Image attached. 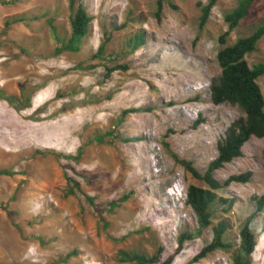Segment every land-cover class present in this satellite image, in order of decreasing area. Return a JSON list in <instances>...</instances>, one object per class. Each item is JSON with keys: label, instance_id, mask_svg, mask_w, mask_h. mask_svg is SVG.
Instances as JSON below:
<instances>
[{"label": "rangeland", "instance_id": "1", "mask_svg": "<svg viewBox=\"0 0 264 264\" xmlns=\"http://www.w3.org/2000/svg\"><path fill=\"white\" fill-rule=\"evenodd\" d=\"M208 1L161 0L158 16L159 0H83L93 16L88 37L79 51L55 54L53 29L71 33L69 0H0V88L18 94L20 83L43 85L23 111L0 99V264H136L125 256L162 249L153 263L161 264L182 233L192 238L171 264H231L224 250L192 262L213 232L198 225L186 192L207 185L171 154L205 171L244 116L238 106L215 104L211 89L221 75L224 17L240 0H218L200 26L199 3ZM15 16L24 20L7 27ZM262 24L264 0H255L227 44ZM137 33L144 41L127 48ZM102 42L103 56L94 57ZM246 59L264 62V36ZM258 82L264 93V75ZM129 109L137 111L123 114ZM263 148L252 136L215 172L221 182L252 173L217 191L234 203L219 201L214 223L225 218L237 245L264 196ZM251 227V264H264V212Z\"/></svg>", "mask_w": 264, "mask_h": 264}, {"label": "trees", "instance_id": "2", "mask_svg": "<svg viewBox=\"0 0 264 264\" xmlns=\"http://www.w3.org/2000/svg\"><path fill=\"white\" fill-rule=\"evenodd\" d=\"M19 0H2L3 4H14ZM218 0H209L207 4L202 5V15L200 18V26H204L210 16L211 9L217 4ZM255 0H240L238 6L225 15V20L229 25V29L220 36V42L225 44L218 53L217 60L221 67V75L215 82L212 89V101L215 104L224 102L238 106L244 113L236 121L231 123L227 129L226 136L218 143V154L207 166L205 171L198 170L191 161L181 159L177 154L171 153L174 159L182 164L193 177L202 180L207 188L190 184L187 188V203L196 213L197 222L200 227H211L213 237L204 247L200 249L194 256L192 262H198L210 253L216 250H224L232 252L231 264H251L252 255L257 245L256 235L251 227V222L257 215L264 212V196L256 199L255 210L248 216L245 223L241 226L238 233L239 244L234 243L232 238L231 225L225 218H216L215 207L219 201L229 202V208L233 206L234 200H228L219 197L217 191L228 186L231 182H247L251 178V172L232 175L226 181L221 182L215 177V172L222 168L226 163L231 162L243 154V146L252 137L257 136L264 139V94L258 82V79L264 75V62L257 63L253 66L249 64L246 56L256 50L260 39L264 36V24L257 28L247 36L238 37L235 42L227 44V36L234 30L248 14L249 7ZM71 8V33L67 37H59L56 29H53V36L56 39V53L60 54L64 51L77 52L88 37L91 29L93 16L89 13L83 0H69ZM162 9L161 0H159V11ZM22 17H14L6 21V26L23 21ZM143 33H137L127 45V48L134 49L138 47L144 40ZM105 43L102 42L94 57L103 56ZM24 52V48L21 49ZM124 51L119 52V56ZM116 58V56H114ZM120 66V65H119ZM116 68H120V67ZM109 68V71L116 69ZM0 96H3L0 94ZM137 109H129L123 112H134ZM200 122V120L198 121ZM108 135H113L109 132ZM102 136V135H101ZM264 155V148H263ZM73 191V190H72ZM91 199V197H88ZM128 196L123 198L127 199ZM120 200V199H119ZM113 206L118 201H112L109 205ZM101 211V209H99ZM190 233H182L178 237V245L174 254L161 264H171L176 256L183 248L186 240L191 239ZM158 251L152 257L145 255L125 256V260H135L136 264H153L159 261L160 252ZM72 255V253H71ZM70 256V255H69Z\"/></svg>", "mask_w": 264, "mask_h": 264}, {"label": "flooded vegetation", "instance_id": "3", "mask_svg": "<svg viewBox=\"0 0 264 264\" xmlns=\"http://www.w3.org/2000/svg\"><path fill=\"white\" fill-rule=\"evenodd\" d=\"M2 66V65H1ZM43 87L41 84H27L25 82L19 84V93H13L9 94L6 92L5 88H0V94L3 96H0V99L6 101L7 103L14 104L15 106H20V111H23V109H27L29 107H32V105L35 103L34 98L35 95L38 92L39 87ZM39 108L34 109L35 111Z\"/></svg>", "mask_w": 264, "mask_h": 264}, {"label": "clouds", "instance_id": "4", "mask_svg": "<svg viewBox=\"0 0 264 264\" xmlns=\"http://www.w3.org/2000/svg\"><path fill=\"white\" fill-rule=\"evenodd\" d=\"M263 94H264V93H263ZM39 107H40V105L37 106V108H39Z\"/></svg>", "mask_w": 264, "mask_h": 264}, {"label": "bare ground", "instance_id": "5", "mask_svg": "<svg viewBox=\"0 0 264 264\" xmlns=\"http://www.w3.org/2000/svg\"><path fill=\"white\" fill-rule=\"evenodd\" d=\"M5 123V122H4ZM2 126V125H1Z\"/></svg>", "mask_w": 264, "mask_h": 264}]
</instances>
